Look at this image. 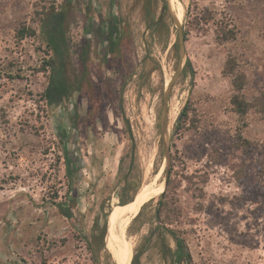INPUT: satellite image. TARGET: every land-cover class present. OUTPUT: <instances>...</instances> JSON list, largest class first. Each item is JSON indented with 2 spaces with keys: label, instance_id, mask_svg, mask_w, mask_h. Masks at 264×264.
Returning a JSON list of instances; mask_svg holds the SVG:
<instances>
[{
  "label": "rangeland",
  "instance_id": "1",
  "mask_svg": "<svg viewBox=\"0 0 264 264\" xmlns=\"http://www.w3.org/2000/svg\"><path fill=\"white\" fill-rule=\"evenodd\" d=\"M64 1L0 0V215L9 201L23 210L35 204L45 216L37 235L30 224L17 242L0 240V264H92L83 231L101 205L109 222L123 210L109 199L108 187L124 156L137 158L139 191L148 185L157 190L115 246L125 264H135L140 249L143 264H171L156 248L165 192L169 209L163 212L185 232L192 264H264V114L234 112L231 77L223 73L231 55L247 75L246 99L263 89L264 0H170L175 10L179 2L186 5L182 60L166 0H120L113 9L112 0H76L67 7L62 56L71 94L63 106L51 107L44 99L50 72L40 70L52 51L41 23ZM110 18L123 34L115 55L106 52L103 36ZM24 26L36 35L21 39ZM231 28L236 39H220L222 29ZM177 92L184 106L190 100L183 125L194 127L176 129V120L166 131L168 164L162 133ZM237 133L253 145L237 147ZM72 152L79 157L69 179L81 203V229L47 202L57 189L64 196L66 154ZM110 254L104 248L101 264H116Z\"/></svg>",
  "mask_w": 264,
  "mask_h": 264
},
{
  "label": "trees",
  "instance_id": "2",
  "mask_svg": "<svg viewBox=\"0 0 264 264\" xmlns=\"http://www.w3.org/2000/svg\"><path fill=\"white\" fill-rule=\"evenodd\" d=\"M76 0H65L64 8L58 9L57 11H51L45 18L42 19L41 27L43 30L44 39L47 46L52 51V57L44 60L42 64V70H48L50 72V81L48 87L44 92V99L48 102L51 107L63 106L69 99L71 94V88L68 79L64 73V63L62 62V56L68 49L67 40V7L73 5ZM112 9L120 3V0H112ZM163 18L160 19L161 22ZM120 23V22H119ZM117 23L113 18H110L107 26L105 27L106 33L103 35L106 40L105 50L109 55H115L119 50L120 41L123 37L120 24ZM167 33L169 34V28L167 27ZM167 34V35H168ZM36 35V31L30 27L24 26L19 29L18 36L21 39L27 36ZM236 31L231 28L229 30L222 29L223 41H230L236 39ZM185 41L187 38L185 37ZM82 61L85 63V55L87 51L83 48ZM58 60L56 59V57ZM187 69V68H186ZM185 73V70L183 71ZM224 75L231 77V84L233 88V95L231 97V105L234 112L245 115L250 109H256L261 114H264V87L260 94L253 98L252 101L246 99L244 91L247 88L248 80L244 70L239 66L238 62L231 55L228 56L224 69ZM194 75V72H193ZM190 111V100L187 101L183 109L181 110L177 122L176 129L190 130L194 126L190 123L188 126L183 125L185 118L188 116ZM253 145L252 141L243 137L241 133L236 135V146L242 148H250ZM68 164V174L66 179L67 190L64 196H60V190L57 189L47 202L54 204L58 212L68 220L69 225L73 229H81L85 224L82 220H79L81 213V203L79 198L75 195L73 190V184L69 177H72L77 170L74 166L78 161V154H66ZM142 173L140 165L138 164L137 158L133 156L122 157L119 165L117 180L114 184L108 187L109 199L114 203H119L122 208L126 207L132 202L135 195L141 187ZM170 183V181H169ZM169 185V184H168ZM166 192L161 196L162 211L156 216L161 222L163 227V236L159 238V243L156 246L157 253L160 260H164L166 257L170 258L171 264H192L193 258L190 250V244L187 238L184 236L185 232L178 230L173 225V220L170 213H164L163 210H168L169 206L166 202ZM119 219L113 224L110 237L116 230V226ZM145 220H142L140 225H144ZM109 219L104 212L103 205L95 212L93 224L91 228L85 233L84 238L86 247L90 253L92 264H101V252L106 246V237L108 233ZM169 235L174 242L172 248L167 237ZM145 250H139L135 256V264H143V256Z\"/></svg>",
  "mask_w": 264,
  "mask_h": 264
},
{
  "label": "crops",
  "instance_id": "3",
  "mask_svg": "<svg viewBox=\"0 0 264 264\" xmlns=\"http://www.w3.org/2000/svg\"><path fill=\"white\" fill-rule=\"evenodd\" d=\"M12 203L8 201L4 214L0 215V240L4 243H11L12 239L14 241L20 239L30 224H32L31 230L34 231L32 233L37 235L39 229L38 223L45 221L41 208L34 206L35 204H33V208L26 206V210H23L22 208H17ZM9 208L11 209L9 210ZM13 211L14 213L11 214Z\"/></svg>",
  "mask_w": 264,
  "mask_h": 264
},
{
  "label": "water",
  "instance_id": "4",
  "mask_svg": "<svg viewBox=\"0 0 264 264\" xmlns=\"http://www.w3.org/2000/svg\"><path fill=\"white\" fill-rule=\"evenodd\" d=\"M166 1H167V5L170 8L171 15H172V18L174 20L175 26L177 27V29L179 31L180 57H181V60H182L184 58V56H185V47H184L185 39H184L183 34H182V29H183L182 21L180 20V18L178 16V14H177L172 2L170 0H166ZM164 10H165V7H164ZM182 65L183 64H182V61H181V64L179 66L177 74L182 69ZM173 82H174V78L171 80L170 85L168 86V89L166 90V98H165L166 99V105H167V101L169 100V91H170V88H171V84ZM162 135H163V138H164V144L166 146L167 162L169 164L170 163V143H169L167 135H166V126H164ZM165 182L166 181H164V183ZM156 192H157V190H154L151 193H149L148 195H146V196H144V197H142L140 199H137V197H135L134 200L131 203H129L126 207H124L123 210L119 214H117L116 216H114L112 218V220H110L109 227H108V233H107V237H106V246H105V248L108 249V251L113 255V257H114V259L116 261V264H125V263L120 258L119 253H118L117 249L114 247V244H113L112 239L110 237V233H111V229H112L113 224L122 215H125L130 210H134V211L136 210V213H137L147 202H149L150 200H152L154 198V196L156 195ZM161 196H162V194H161Z\"/></svg>",
  "mask_w": 264,
  "mask_h": 264
},
{
  "label": "bare ground",
  "instance_id": "5",
  "mask_svg": "<svg viewBox=\"0 0 264 264\" xmlns=\"http://www.w3.org/2000/svg\"><path fill=\"white\" fill-rule=\"evenodd\" d=\"M176 12H177L180 20L183 21L184 18L186 17L185 16L186 15V5L182 2H179L176 5ZM182 99H183V95H180L178 92L174 93L172 96L171 102L169 104L168 113L166 115V131H167V133H170V130H172L174 123L176 122L182 108L184 107V103H183ZM152 189H153V185L152 186L148 185L144 188H141V190L138 193L137 199H140V198L148 195ZM135 213H136V210L135 211L130 210L125 215H122L120 217L118 226H117V228H116V230H115V232L111 238L112 242L114 244V247L119 242L121 235H123V231H124L125 227L129 223V221L133 218ZM110 257H111V254H110ZM121 258L123 259L124 256ZM107 259H108V257H107ZM113 263H114V261H113Z\"/></svg>",
  "mask_w": 264,
  "mask_h": 264
}]
</instances>
